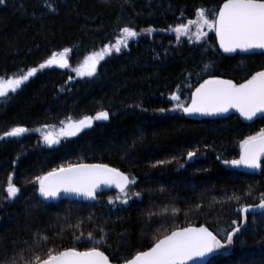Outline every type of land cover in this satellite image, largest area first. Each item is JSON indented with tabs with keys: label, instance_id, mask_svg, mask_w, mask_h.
I'll list each match as a JSON object with an SVG mask.
<instances>
[{
	"label": "trees",
	"instance_id": "16d2710c",
	"mask_svg": "<svg viewBox=\"0 0 264 264\" xmlns=\"http://www.w3.org/2000/svg\"><path fill=\"white\" fill-rule=\"evenodd\" d=\"M225 1L0 0L6 83L55 52L69 50V67H78L123 33L136 38L101 59L91 77L47 67L0 95V264H37L66 249H100L122 263L192 225L207 226L225 245L207 264H264V212L249 214L227 243L243 209L264 200V160L254 173L241 165L244 143L264 134V118L185 113L207 78L241 83L264 70V54L222 53L214 29L180 39L183 27L214 19ZM148 29L156 32L135 36ZM84 119L56 146L35 133ZM19 128L28 131L6 136ZM83 163L112 166L130 186L94 202L40 197L46 174Z\"/></svg>",
	"mask_w": 264,
	"mask_h": 264
},
{
	"label": "water",
	"instance_id": "95a60500",
	"mask_svg": "<svg viewBox=\"0 0 264 264\" xmlns=\"http://www.w3.org/2000/svg\"><path fill=\"white\" fill-rule=\"evenodd\" d=\"M215 35L219 50L226 55L264 54V0L225 1L216 16ZM185 113L194 120L238 116L244 123H253L264 118V70L241 83L220 76L207 78L193 91ZM48 138L51 146L57 145L54 135ZM263 160L264 135L244 144L241 163L247 172L254 173ZM129 186L130 179L122 171L106 164L83 163L46 174L40 181L39 195L49 202H94L100 194L124 192ZM261 212L264 200L246 206L241 225L230 233L227 243L246 228L249 214ZM224 247L210 228L192 225L170 232L122 263H114L100 249H66L37 264H207Z\"/></svg>",
	"mask_w": 264,
	"mask_h": 264
},
{
	"label": "rangeland",
	"instance_id": "374dc122",
	"mask_svg": "<svg viewBox=\"0 0 264 264\" xmlns=\"http://www.w3.org/2000/svg\"><path fill=\"white\" fill-rule=\"evenodd\" d=\"M215 23H216V16L214 19H207V17L199 16L195 22L190 23L189 25L183 27L179 31V37L180 39H189L190 41H193L194 38L200 39L201 37H204L210 30H215ZM156 31L153 29L144 30L142 32H139L135 34V36L144 37V36H151ZM134 34L131 31L123 33L119 39H117L114 43L108 45L107 47L99 50L97 53L88 55L82 63L78 67H69L68 59H69V50L65 49L62 51L55 52L52 56H50L43 64L39 65L37 68L29 70L30 72L15 78L13 81H0V95L2 96L6 90H15L18 87H20L26 79H28V76L31 77L33 74L37 73L38 71H41L47 67H69V72H71L75 78H88L93 76V74L96 72L97 66L101 59L108 55L116 54V52L121 51L122 49H125L129 46L132 39H134ZM136 39V38H135ZM134 39V40H135ZM6 83V84H5ZM10 86V88L3 89L5 86ZM2 90H4L2 92ZM87 120H81V121H69L64 126H61L59 128H52V127H41L36 130V134L39 136L41 142L45 146L50 145V139L48 138L50 135H54L57 139V141H61L59 136L66 137L68 136L72 131L78 130V128H82V124H86ZM26 131L25 129H15L9 133L6 134V136H20L21 134H24Z\"/></svg>",
	"mask_w": 264,
	"mask_h": 264
},
{
	"label": "bare ground",
	"instance_id": "6f19581e",
	"mask_svg": "<svg viewBox=\"0 0 264 264\" xmlns=\"http://www.w3.org/2000/svg\"><path fill=\"white\" fill-rule=\"evenodd\" d=\"M223 3H224V2H223ZM223 3H222V4H223ZM220 7H221V6H220Z\"/></svg>",
	"mask_w": 264,
	"mask_h": 264
}]
</instances>
